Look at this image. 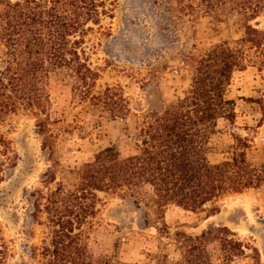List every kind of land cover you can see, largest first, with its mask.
Segmentation results:
<instances>
[{
	"label": "trees",
	"instance_id": "1",
	"mask_svg": "<svg viewBox=\"0 0 264 264\" xmlns=\"http://www.w3.org/2000/svg\"><path fill=\"white\" fill-rule=\"evenodd\" d=\"M116 4L117 0H0V126L12 115L31 116L43 138L41 150L51 162L42 186L27 193L31 219L43 224V215L48 230V238L31 247L29 264H113L110 257L95 255L89 244L102 194L128 201L144 215L145 224H160L158 231L169 236L163 219L170 206L198 212L227 196L264 191V162L256 168L247 162L244 139H234L229 158L216 164L206 158L218 120L232 122L235 117L234 101L227 97L233 73L248 65L264 67V28L251 24L263 10L260 0H156L168 24L185 35L200 13L238 16L243 34L202 53H181L189 70V89L173 103L142 113L136 155L121 159L107 147L79 167L72 189L49 187L58 166L53 140L59 131L50 128L51 76L70 79L77 101L102 106L111 114L124 103L112 87L94 91L100 75L90 63V54L110 35L104 21L113 19ZM10 153L8 140L0 134V182L4 169L13 165ZM173 241L177 258L149 264H230L250 249L224 226L196 236L175 232Z\"/></svg>",
	"mask_w": 264,
	"mask_h": 264
},
{
	"label": "rangeland",
	"instance_id": "2",
	"mask_svg": "<svg viewBox=\"0 0 264 264\" xmlns=\"http://www.w3.org/2000/svg\"><path fill=\"white\" fill-rule=\"evenodd\" d=\"M260 1L263 10L251 24L264 28V0ZM155 2L117 0L113 19L104 21L110 35L90 54V63L100 75L94 91L114 88L124 99L120 110L111 114L102 106L79 102L72 93L70 79L51 76L48 92L54 122L50 128L59 131L53 140L58 166L50 188L72 189L79 167L107 147H113L121 159L136 155L135 135L142 113L173 103L189 89V70L181 53H202L213 44L236 41L243 34V21L238 16L200 13L185 35L168 24ZM227 97L234 101L235 117L232 122L218 120L207 144L206 158L211 164L229 158L234 152V139L240 137L248 145L244 149L247 162L256 168L264 162V67L248 65L234 72ZM0 134L9 142L13 162L4 169L0 182L1 264H29L31 247L40 246L48 238V230L43 215L39 218L43 224L31 219L27 193L42 186L51 162L47 152L41 150L43 138L31 116L8 117L0 126ZM100 198L89 244L95 255H106L113 264L175 259V232L196 236L218 226L227 227L237 239L250 245L245 256L230 264H264L262 189L227 196L198 212L168 207L163 221L169 236L158 231L160 224H145L144 215L128 201L109 194Z\"/></svg>",
	"mask_w": 264,
	"mask_h": 264
}]
</instances>
